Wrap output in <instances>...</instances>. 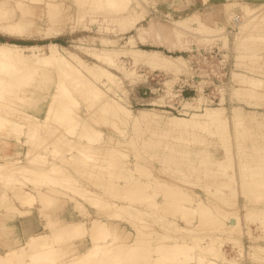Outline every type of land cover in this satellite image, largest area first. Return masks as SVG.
<instances>
[{"label": "bare ground", "instance_id": "6f19581e", "mask_svg": "<svg viewBox=\"0 0 264 264\" xmlns=\"http://www.w3.org/2000/svg\"><path fill=\"white\" fill-rule=\"evenodd\" d=\"M222 1L223 5L227 2ZM143 3L144 0H0V32H23L29 36L47 29L60 35L68 32L67 29L75 32L86 30L89 25L95 27L92 22L97 16L108 25L114 20L125 23L135 17ZM244 12L248 16L236 13L229 16L230 29H236L234 34L240 33L237 43L240 68L252 74H243L244 71L242 81L232 88L234 92L231 87L230 90L264 107V66L257 65L264 52V6L257 11L246 8ZM198 13L192 11L185 18ZM143 19L144 14L138 19L136 15L131 24L137 31L136 38L129 35L119 47L109 38H99L100 47L80 45L83 53L99 64L87 63L54 41L45 44L0 41V147L2 144L8 147L14 141L10 158L4 151L0 152V264H186L188 261L192 264H264V171L249 172L246 160H240V177H236V180L240 178L238 188L243 198L240 210L237 207L240 217L236 211L234 222L228 224L229 221L219 220L221 216L226 217L228 209L214 214L216 204L212 200L214 196L215 199L233 197L236 183L233 187L232 179L212 185L204 182L202 185L206 188L199 186L201 191L197 190L194 184H187L190 177L182 175L192 171L191 167L184 170L169 156L160 158L172 161L157 166V173L155 167L153 172L148 165L150 169H143L145 174L141 172L143 165L136 162L140 157L137 154H141L133 150L137 144L135 147L126 144L131 141V135L150 125L179 144L189 139L201 143L212 140L213 145L224 149L228 138H233L238 146L239 136L246 137L253 129L259 130L264 138L263 116L257 120L255 116L245 117L241 110L226 109L223 99L217 106L209 105L207 95L195 83L196 93L182 98L179 115L166 109H159L161 115L134 113L122 93L125 89L120 86L121 78L109 69L116 68L125 77L132 75L131 68L117 62L119 55L128 59L130 67L143 66L173 74H181L187 67L182 55L138 46L147 42V34L161 36L170 27L164 21L139 24ZM39 21L46 28H37ZM173 26L177 28V24ZM125 29L128 27L122 30ZM183 50L187 51L184 46ZM36 63L51 67L57 79L44 107V116L27 119L28 116L22 117L10 106L15 90L22 87L26 70ZM86 116L92 117L94 124H87ZM102 127L110 132L108 136ZM114 134L118 137L111 140ZM128 145L134 147L129 146L130 152H127ZM260 147L264 151V144ZM242 153L240 150V157ZM143 158L146 159L145 154L141 158L144 161ZM219 159L221 168L227 171L231 160ZM137 166L142 174L138 173ZM176 167L180 169L178 176L172 173ZM185 185L190 186L189 190L184 189ZM203 191L210 196H205ZM64 199L75 206L78 219L66 217L67 209L57 205L64 203ZM226 199L219 204L227 201L229 206V198ZM249 222H256L254 228L246 226ZM224 236L238 247L235 257H226L220 250ZM242 237L247 239V246L243 245Z\"/></svg>", "mask_w": 264, "mask_h": 264}, {"label": "rangeland", "instance_id": "374dc122", "mask_svg": "<svg viewBox=\"0 0 264 264\" xmlns=\"http://www.w3.org/2000/svg\"><path fill=\"white\" fill-rule=\"evenodd\" d=\"M173 1H177V0H144L143 8L140 9V11L136 13V15L138 19L141 15L144 14V19L139 22V24H142V25H146L150 20L157 21V22L164 21V23L166 22V24L168 23V25H170L169 32L165 34L163 32L161 36H157L154 33L147 34L146 36L147 42H151L152 44H160V42L161 43L163 42L162 43L163 45L162 44L160 45L162 46L165 45V47L169 46L168 49L169 50L171 49V50L169 51L168 49H166L164 50V52L167 54L182 55L185 58V61L187 63L186 69L180 72L181 74L179 73L173 74L169 72L166 73V71L164 72L160 70H154V69L143 67V66L130 67L128 59L122 56V54L117 57V60H118L117 62H122L125 64V66L127 65L126 67H129L133 70L132 75L126 76L129 79H127L124 75H122L120 70L117 71L116 68L107 67L121 78L120 82L122 83H120V86L123 85L121 86V88L122 90L125 89L124 90L125 93L124 91L122 93L124 97L129 101L131 105L130 107L132 108L134 113L137 114L141 112H146V113L155 112L156 114L161 115L163 113H160L159 109H166L167 111L173 114L179 115V104L182 103V98H187V97L195 95L196 87L201 86L199 88L202 89L205 95H207L206 99L209 105L217 106L221 102H223V105H225L224 107L226 109L230 110L233 108L239 111L241 110V112L245 114V117L255 116L257 120H259L262 116L264 117V107L259 106V104L255 100L249 97L246 98V96L240 93L239 94L232 93L235 90V89L233 90L232 88L239 85V80L242 79L241 74L244 71L245 72L243 74L245 73L250 74L251 71L247 72L245 68H240V64H239L240 55L239 53H237L238 50H240L238 49V46H237L240 33L234 34L236 32V29H234L233 31L230 29L231 24H232V19L230 20V18L232 14L236 13V14L246 17L248 16L247 14L245 15V12H244L246 8H250L253 11H257L262 6H264V0H226L227 2H225L222 8L225 19H226V20L224 19V22H217L216 20L213 22H207L206 20L202 18V16L199 13L196 16L185 18L186 16L192 15L191 14L192 11H197V10H189V12L181 15L179 13H184L183 12L184 10L182 11V10L177 9L175 11L171 5ZM184 1L188 3V1L190 0H184ZM36 7H37L36 9L38 10L39 7L38 6ZM137 9L139 10V7ZM135 17L133 19L128 20L125 23H122L120 20H114L110 22L108 25V24H105V22H103L102 17L97 16L95 20H93L94 22H92V24H95V27L94 26L91 27V25H89L86 30H77L75 32H71V29L69 30L67 29L68 32H63V34H60V35H55L47 29H42V30H39L38 32H33L29 36H28V33L24 35L23 32L21 33L16 32L17 33L16 34L15 32L12 33V32L1 30L0 37L5 39L3 40V42L10 41V40H18V41L26 42L24 44H45L50 41H54V42H57V43H60L66 46L69 50L78 54L81 58L87 61V63L99 64L95 62L93 58L83 53V51L80 48V45H90L93 47H100V44L98 43L97 40L99 38H100L99 40L104 39V38H107V39L109 38L114 41V46L119 47L120 45H122L124 40L129 35H135V38H136L137 31H135L134 28L131 27V24L134 21ZM181 19H183L184 21H182ZM173 24H177L178 29L175 26H173ZM39 26H41L42 28H46V25L43 23V21H39V25L37 26V28H39ZM96 26L100 27L98 28L99 31L98 29H96L97 28ZM124 27L126 28L128 27V29H125V31H123L122 29ZM10 34H13V35H10ZM43 36L47 38H42ZM90 37L96 38V40L89 41ZM138 46H141L143 48H148V49L153 48L149 45H141L140 43H138ZM183 46H184V49H186L187 51L183 50ZM158 48H161V47H158ZM180 48H182V50ZM241 50H245V49H241ZM25 53H28V52L25 51ZM261 54L263 55H260L259 53L261 60L258 62L257 65L260 64L264 66V52ZM26 71H27V74L23 80L22 87L20 88L19 86L17 89V92L15 90V93H14L15 99L12 101V105L10 107L12 109L15 108L16 111L15 110L14 111L17 114L20 113V115L24 118L28 116L27 119L28 118L30 119V117L35 118V119H41L44 116V107L48 103V98L50 97V91L53 89L52 87H54L57 77L55 75V71L51 67L42 66L40 64L38 65L37 63L35 65H32ZM234 73L235 74L238 73L237 75H241V76H237V75L234 76ZM45 75L46 77H44ZM233 77H234V81L232 80ZM122 78H124L125 80H123ZM236 78L238 79V81H236L237 80ZM194 83L197 85L196 87ZM234 83H237V84H234ZM230 87L233 91L230 90ZM229 92L232 93V96L230 95L231 93L229 94ZM11 95L13 96V94ZM12 96L10 97L12 98ZM140 96H144L147 99L140 100L139 99ZM233 96H234V99L232 98ZM241 96L245 97V99L243 97L239 98ZM152 101H154L155 104L151 103ZM145 102H149V103L147 104ZM236 106L237 108H235ZM53 118L54 116H52V119ZM86 118H87L86 119L87 124H90V125L94 124L93 119H91L92 117L86 116ZM21 119L22 118H19L18 121L22 122ZM51 121L54 122V120H51ZM49 122H50V118H49ZM94 126L96 127V125ZM147 127H150V128H145V127L140 128L139 129L140 134L134 133L133 135H131V137L132 136L134 137L136 135L137 137H134V138L132 137V139L130 138L131 141L129 140L130 142L127 141L126 143V144H131L132 146L134 145V147L137 144V147H135V149H133L134 147H132L131 145H128L129 149L127 148L128 150L127 152L132 151L130 150L131 149L130 147H132L133 150L135 151L137 150L136 151L137 153L138 151L139 153H141V154H137V157L138 155L140 157H138L139 160L137 158L138 161L136 160V162L139 163V166L143 165L145 167L142 166L141 167L142 171H141L140 167L137 166L139 170L138 173L140 171L142 173H145L144 170L145 168L147 169L149 168L148 165H150L151 170L155 167L156 171H155V168H154V171L155 173H157V166H160L163 163H169L167 160L172 161L171 158L169 159L167 158L166 160H161L160 158L163 156H169L173 158V160L176 162V165H180V167L182 166L181 168H183L184 170H186L188 167H191L192 171L190 172L187 171L183 173L182 175L184 178L190 177L188 179H190L191 181L190 183L188 182L187 184L189 185L194 184L193 187L194 188L195 186L198 187L197 190L201 191L200 187L206 188L205 185H202L204 184V182L212 185L219 181L223 182L224 180H229L230 182V179H232L231 185H233V187H234V183H236L235 184L236 186L234 187L233 192L235 191L236 192L232 194L233 197H231V195L227 197L229 198V201L230 200L233 201L235 199L236 200L233 202L231 201L230 202L231 204L228 201L229 206L226 203L227 201L225 202V204L224 203L219 204V202H224L223 201L224 199L228 200L226 199L227 197L226 198L224 197L223 199H221V197L216 196L218 199H215V196H214L213 198L215 199V201L214 199L213 200L211 199V200L212 202L216 204V207H215L216 210H214L215 211L214 214L219 215L221 212H223L222 211L223 209L224 211L228 209L227 213L224 214L226 217L224 216L220 217L219 219L220 222L223 221L224 223H227L229 221L228 224H231L232 222H234L235 220L234 216L236 214L235 212L237 211V213L239 212L238 215L240 214V211H239L240 210L239 208L240 200L243 199V198L241 199V194H240L241 192L239 191L240 190L239 189L240 188L239 187L240 178L238 179L239 183H237L238 180H236V177L238 176L240 177V160L241 161H244L242 159L246 160V162L245 161L244 162L248 165L247 169L249 170V172L251 170H255L257 173H262V171H264V151L260 150L261 148L260 145L264 144V138L262 135H260L259 130L253 129L251 132L250 131L248 132L249 134H247L246 137H242L241 139L239 136L238 146L233 138L232 139L228 138L229 142L227 141L223 149L221 145L220 146L213 145L212 140H210L208 143H201L200 141H197V140L194 141L193 139H189V141L186 140L179 144V143H176L175 140L174 142L171 141L170 140L171 136L164 135L161 132L159 133L158 131L160 130H157L158 127L154 125H150ZM102 130H105V127H102ZM79 132H81V130ZM103 133L104 135L106 133V135L108 136L107 133H110V132L105 130ZM237 133L240 134V131ZM117 137L118 135L114 134V137H112L111 140ZM192 140L193 142H191ZM131 142H133L134 144H132ZM13 143L14 141L12 143H9L8 147L5 145L3 146L2 144L4 148H2L3 149L2 150L1 149L2 146H1L0 152L4 151L5 153H7V155H9V158H10L12 149H13V146H12ZM126 147H123L125 151H126ZM240 150L244 152L242 153V157H240ZM222 151H224L225 153L224 152L222 153ZM144 154L146 156V159L143 158L144 159L143 161L141 158L144 157ZM147 156L149 159L150 158L151 159L149 160ZM219 157H224V158H228L229 160H231L230 162L231 166L229 167L230 168L233 167L232 168L233 170L229 168L227 171H224L220 166ZM148 160H149V163H147ZM139 161L144 162L145 164L140 163ZM252 166L253 167L256 166V168L252 169L251 168ZM176 168L177 170L174 168V172L172 173L173 175L178 176V173H180L179 172L180 169L178 167ZM231 170L232 172L233 171L234 172L231 173ZM147 171L148 170H146V172ZM135 172H137V169ZM230 173L233 175H231ZM230 175L235 177V179L231 178ZM197 177L199 179H197ZM192 178H194V180H192ZM189 185L187 186L185 185V187H187V188H184L186 191L188 187H190ZM203 193L205 196H210L208 194L206 195L204 191ZM57 196H68V195L57 194ZM217 203L219 205H217ZM57 205L58 206L62 205L63 207L67 209L65 211L66 217H69V215H71L75 217L76 219L79 218V215L77 213V209L75 208V206L71 202L66 201V199H64V203L58 202ZM84 205L87 206L85 203ZM230 205L232 208H230ZM234 207L236 208L238 207L239 210L237 208L234 211ZM219 208L221 210H219ZM229 209H230V212H229ZM89 210L92 211L91 208ZM227 214H229L228 216L230 218L227 217ZM230 219L232 220L231 222H230ZM38 221L41 222V220L39 219ZM250 223L251 222H249V224L246 226L254 228L256 222L254 224L253 222L251 224ZM211 227L212 226H210V228ZM221 239L222 240H221L220 250L224 253L226 257H231V256L235 257L237 254L238 247L235 244L231 243L229 240H227L228 238L225 236L222 237ZM242 240L244 243L243 245L247 246L248 245L247 239L245 237H242ZM248 260L249 259L247 258V261ZM192 263L188 261L186 264H192Z\"/></svg>", "mask_w": 264, "mask_h": 264}, {"label": "crops", "instance_id": "0c3cea01", "mask_svg": "<svg viewBox=\"0 0 264 264\" xmlns=\"http://www.w3.org/2000/svg\"><path fill=\"white\" fill-rule=\"evenodd\" d=\"M226 1V0H224ZM223 1L222 0H207V1H203V0H190L188 1V3H186L185 1L183 3H180L179 1H173L172 2V7L173 9L176 11L178 10H184L183 12H186L189 10H197L199 12V14L202 16V18L204 20H206L207 22H213V21H217V22H224V13H223ZM141 45H149L153 48H158L161 47L159 49L161 50H166L165 46H162L160 44H152L151 42H147V43H140ZM163 48V49H162ZM183 91V89H182ZM140 100H145L147 99L144 96H140L139 97ZM145 103H149V102H145Z\"/></svg>", "mask_w": 264, "mask_h": 264}, {"label": "trees", "instance_id": "16d2710c", "mask_svg": "<svg viewBox=\"0 0 264 264\" xmlns=\"http://www.w3.org/2000/svg\"><path fill=\"white\" fill-rule=\"evenodd\" d=\"M3 40H5V39H3L2 37H0V41H3ZM8 42H14V43H19V44H24V43H26V42H22V41H18V40H10V41H8Z\"/></svg>", "mask_w": 264, "mask_h": 264}]
</instances>
